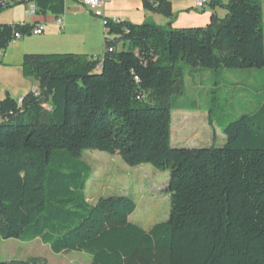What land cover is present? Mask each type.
<instances>
[{"label":"trees","instance_id":"obj_1","mask_svg":"<svg viewBox=\"0 0 264 264\" xmlns=\"http://www.w3.org/2000/svg\"><path fill=\"white\" fill-rule=\"evenodd\" d=\"M222 1L207 0L224 19L212 13L205 27L172 29L167 0H141L165 26L103 18L101 58L22 57L23 77L38 88L0 101V240H39L90 264H264V102L221 129L222 147L171 146L172 110L195 109L172 101L180 64L264 71V0ZM33 3L39 16L65 12L62 0ZM35 26L0 24V52ZM85 151L169 172L167 221L130 223L136 205L126 196L88 203Z\"/></svg>","mask_w":264,"mask_h":264},{"label":"rangeland","instance_id":"obj_2","mask_svg":"<svg viewBox=\"0 0 264 264\" xmlns=\"http://www.w3.org/2000/svg\"><path fill=\"white\" fill-rule=\"evenodd\" d=\"M196 1L180 0V5L186 8L180 14H173L172 29L205 27L212 13L218 19L225 18L227 12L221 7L213 9L207 2L203 8H197ZM222 2L225 4L227 0ZM29 5L27 2L17 3L3 9L0 24H30L24 16ZM123 13L130 17H126L127 22L134 25L148 21L147 16L152 14L144 11L141 0H107L101 16L67 2L65 12L60 16L64 26L62 30L48 22L42 35L23 36L0 52V101L4 99L5 92L16 100L33 92L32 89L37 90V81L22 75L20 66L24 55L74 54L101 58L106 37L103 18L113 20ZM45 17L52 16L47 14ZM121 49V44L115 48L117 52ZM179 66L182 67V83L178 93L171 95L172 101L182 106L194 104L195 109L172 110L171 146L174 148L222 147L224 136L221 129L264 102L263 70H221L212 73L183 64ZM82 161L91 169L85 188L88 203L93 204L101 197L126 196L136 205L128 218L130 223L148 230L167 221L170 200L164 190L169 183V172L157 171L150 165L132 168L118 156L97 151H85ZM30 259H35L37 264H90L89 258L81 253L53 254L39 240H0V262H26Z\"/></svg>","mask_w":264,"mask_h":264},{"label":"built area","instance_id":"obj_3","mask_svg":"<svg viewBox=\"0 0 264 264\" xmlns=\"http://www.w3.org/2000/svg\"><path fill=\"white\" fill-rule=\"evenodd\" d=\"M34 0H0V10L3 8H7L10 6H13L15 4H19V3H30L29 6H27L25 8V19L29 22L31 19L35 18L37 15V9L33 3ZM65 4L67 2H72L75 3L77 5H79L82 9H87L90 10L92 12H95V14L97 16H101L102 15V11L104 8V5L106 3L107 0H62ZM207 0H200L199 2H197L196 7L197 8H203L204 4H206ZM114 22H121L122 20L119 19H113ZM52 23L60 30L63 29V22L60 19V17L54 18L52 20ZM44 32V27L43 26H35L32 31L31 34L34 36H40L42 35ZM14 38L15 40L20 39L21 35L19 34H14ZM110 51V50H109ZM111 52V51H110ZM22 101V98H20L18 100V102L20 103Z\"/></svg>","mask_w":264,"mask_h":264},{"label":"crops","instance_id":"obj_4","mask_svg":"<svg viewBox=\"0 0 264 264\" xmlns=\"http://www.w3.org/2000/svg\"><path fill=\"white\" fill-rule=\"evenodd\" d=\"M170 5H171V10H172V14H180V11L183 10V8H186L185 6L183 5H180V0H167ZM198 1H196V4H197ZM127 18H130L126 13H123V14H120L119 15V20H122V21H127ZM146 18V17H145ZM147 20L148 21H152V23L156 24V25H166L167 23V20L164 19L163 17H161L160 15H157V14H150V16H147ZM52 20H53V17L51 18H46L45 16H36L35 18L31 19L29 21L30 24H36V26H45L46 23L48 22H51L52 23ZM64 28V26H63ZM33 92L36 91V89H32ZM10 94V93H9Z\"/></svg>","mask_w":264,"mask_h":264},{"label":"water","instance_id":"obj_5","mask_svg":"<svg viewBox=\"0 0 264 264\" xmlns=\"http://www.w3.org/2000/svg\"><path fill=\"white\" fill-rule=\"evenodd\" d=\"M177 149H180V148H177Z\"/></svg>","mask_w":264,"mask_h":264}]
</instances>
